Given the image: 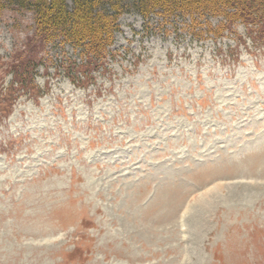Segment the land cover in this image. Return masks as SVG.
Instances as JSON below:
<instances>
[{"label":"rangeland","instance_id":"rangeland-1","mask_svg":"<svg viewBox=\"0 0 264 264\" xmlns=\"http://www.w3.org/2000/svg\"><path fill=\"white\" fill-rule=\"evenodd\" d=\"M33 17L0 3V264H264V41L131 9L78 86Z\"/></svg>","mask_w":264,"mask_h":264},{"label":"trees","instance_id":"trees-1","mask_svg":"<svg viewBox=\"0 0 264 264\" xmlns=\"http://www.w3.org/2000/svg\"><path fill=\"white\" fill-rule=\"evenodd\" d=\"M19 9L32 11L35 30L25 44V50H36L56 39L80 48L86 61L81 64L69 62L66 72L76 84H84V78L92 77L91 69L101 64L107 50L119 31L120 16L134 9L144 19L156 13L164 21L182 16L196 29L202 22L206 29L196 34L222 35L240 22L251 31L252 37L264 41V0H4ZM2 0H0V3ZM220 17L212 24L209 17ZM253 31L256 34H253ZM33 61L34 58L29 59ZM30 61L12 63L13 82L10 91L36 92ZM97 65V66H98ZM28 67L30 68L28 70ZM89 75V76H88ZM31 79V80H30ZM86 80V81H88ZM30 89V90H29Z\"/></svg>","mask_w":264,"mask_h":264},{"label":"bare ground","instance_id":"bare-ground-1","mask_svg":"<svg viewBox=\"0 0 264 264\" xmlns=\"http://www.w3.org/2000/svg\"><path fill=\"white\" fill-rule=\"evenodd\" d=\"M185 215V214H184Z\"/></svg>","mask_w":264,"mask_h":264}]
</instances>
